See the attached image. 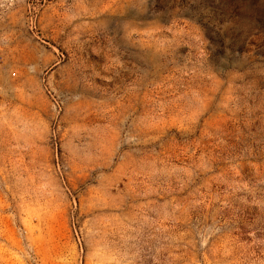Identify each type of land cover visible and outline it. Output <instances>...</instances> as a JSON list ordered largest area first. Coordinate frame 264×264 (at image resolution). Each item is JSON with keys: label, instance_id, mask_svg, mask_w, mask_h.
<instances>
[{"label": "rangeland", "instance_id": "obj_1", "mask_svg": "<svg viewBox=\"0 0 264 264\" xmlns=\"http://www.w3.org/2000/svg\"><path fill=\"white\" fill-rule=\"evenodd\" d=\"M0 264H264V0H0Z\"/></svg>", "mask_w": 264, "mask_h": 264}, {"label": "built area", "instance_id": "obj_2", "mask_svg": "<svg viewBox=\"0 0 264 264\" xmlns=\"http://www.w3.org/2000/svg\"><path fill=\"white\" fill-rule=\"evenodd\" d=\"M2 89L0 88V91H1Z\"/></svg>", "mask_w": 264, "mask_h": 264}]
</instances>
